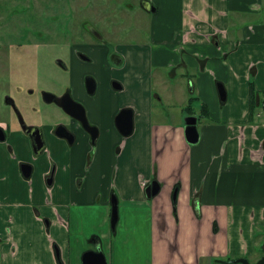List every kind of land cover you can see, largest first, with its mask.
<instances>
[{
  "label": "crops",
  "instance_id": "1",
  "mask_svg": "<svg viewBox=\"0 0 264 264\" xmlns=\"http://www.w3.org/2000/svg\"><path fill=\"white\" fill-rule=\"evenodd\" d=\"M150 1L156 11L147 41L123 48L129 69H110L124 90L101 97L108 115L133 108L129 136L93 110L101 128L93 162L86 135L81 149L57 138L61 149L50 146L36 159L26 147L0 143V264H83L98 245L107 264H240L264 255V108L255 122L249 109L251 77L264 98V0ZM82 77L75 70L78 91ZM187 115L198 116L194 144ZM22 160L34 162L40 187L21 175ZM153 179L160 190L148 197Z\"/></svg>",
  "mask_w": 264,
  "mask_h": 264
},
{
  "label": "rangeland",
  "instance_id": "2",
  "mask_svg": "<svg viewBox=\"0 0 264 264\" xmlns=\"http://www.w3.org/2000/svg\"><path fill=\"white\" fill-rule=\"evenodd\" d=\"M131 2L134 3V9L127 10L126 6ZM154 17V13L141 7L140 0H0V69H14L9 76L0 73V120L4 115L11 114L10 108L4 103L5 95L10 92L17 97L19 94L15 90V85L22 82L25 77L31 79L36 72L39 81L48 88L52 86L50 83L54 75L61 80L66 79V73L55 62V56H60L61 59L63 57L64 60L69 59L68 43L81 41L83 37L87 42H97L96 37L87 29L89 25L100 29L105 38L110 40V47L122 52L126 45L147 41L150 21ZM73 28L78 31L74 36ZM129 30L134 33L129 35ZM98 53L90 54L93 58L90 69H97L100 66L102 69L105 65L113 69L118 66L112 58H103L102 51L101 55ZM130 67L131 64L128 62L127 67L125 64L117 68ZM37 69L44 70L42 72ZM69 69H81L80 62L75 61L74 67ZM21 101L24 102L22 97ZM49 109L51 111H42L43 116H50L52 119L49 121L59 118L58 109L55 110L54 106H49ZM9 141L19 151L22 149L21 152H26L27 141L19 132H13ZM49 142L47 149L50 146L61 149L57 137L50 136ZM1 163L2 167L6 165L4 159ZM7 163L9 164L8 159ZM40 177L39 174H34L36 187H40L39 182L42 178ZM23 187L28 190L25 185ZM25 190L18 193L24 195ZM35 191L40 196L44 194L41 188ZM140 253L144 257L145 251ZM258 253L263 255L264 250H259ZM248 259L252 262L255 257L249 256ZM134 260H139L138 255Z\"/></svg>",
  "mask_w": 264,
  "mask_h": 264
},
{
  "label": "flooded vegetation",
  "instance_id": "3",
  "mask_svg": "<svg viewBox=\"0 0 264 264\" xmlns=\"http://www.w3.org/2000/svg\"><path fill=\"white\" fill-rule=\"evenodd\" d=\"M85 27V25H84ZM72 30V36H74V33H77L75 31V28ZM88 31L91 32L96 39L98 40L93 42H87L84 37L81 41H72L68 43V50L70 52L69 59L64 60L60 56H55V62L58 63V65L62 68V71H65L66 73V79L61 80L60 78L56 77L55 75L51 79V88L44 87L42 81H39V77L37 76L36 72H34L31 79L24 78L22 82H19L15 85V90L19 94L17 97H15L12 93H8V95H5L4 97V103L6 106H8L10 109L11 114L4 115L0 120V143H7V146L10 150H13V145H11L9 139L13 132L15 131H21L23 133V138L26 139V148L31 153V155L36 159L37 157L41 156L46 150H48V144L49 142V134L47 133L46 124L52 125L51 127V135L56 136L57 138H61L64 140V142L68 145L70 150L72 149H81L84 145V135L87 136L85 139L86 144L90 148V155L88 159L90 162H93L97 158V151H98V142L101 141V128L99 125L91 119V113L92 111H97L98 114H100L102 122H106V119H108V116H111V123L109 125H113L114 128L118 131L119 134L123 135L120 130L118 129V122L121 127L125 126V121H122L125 117L124 114L119 116L118 114L125 109L132 108L130 105H124L122 106L119 111H117L114 115L109 114L107 109L102 105L101 103V97L102 94L107 93L108 89H115L123 91L125 88L124 82L118 78L117 76H114L111 72L108 65L103 66L101 69V66L97 69H90V62L93 61V58L90 54H93L95 52H99L102 50V48L107 49L106 53H103V58L109 59L112 58L113 62L118 65L119 67H123L126 63V59L121 51H119L117 48H111L110 40L108 41L105 38V35L100 29H97L93 25H89L87 27ZM84 32V31H83ZM85 33V32H84ZM115 36V35H113ZM38 45V43H37ZM101 55V54H100ZM82 61H80L79 59ZM79 61L81 64V69H69L74 67L75 61ZM117 66V67H118ZM115 67V68H117ZM43 72L44 69H37ZM76 71H79L81 75L83 76V86L81 87V91L77 90L76 87L72 83V77L73 73ZM11 71H14V69H0V73H3L4 75H10L12 74ZM16 71V70H15ZM102 73L103 80H99L96 73ZM8 80V79H7ZM88 80V82H87ZM86 83L89 85V89H87ZM94 84V86L92 85ZM103 84L107 86V88H102ZM55 88L59 90H55ZM66 94L71 96L78 101L79 103L83 104L86 108V112L89 118L90 123L96 125L99 128V134L97 138H91V135L89 132H87L84 127L79 124L78 120L74 117H71L67 111L57 104L56 98L63 96ZM21 97L24 99V102L21 101ZM67 98V97H66ZM65 101H68V99H65ZM42 102V107H40V103ZM48 106V107H47ZM49 106H54V109L57 110V113L59 112V118H54L53 121H49L52 118L48 115L43 116V112H47L49 109ZM133 109V108H132ZM43 111V112H42ZM56 112V111H55ZM122 114V113H121ZM40 117V119H39ZM122 119V120H121ZM46 120V121H45ZM22 125H31V129H28L24 131L22 129ZM60 126L59 132L60 133H66V130L71 131L73 133L74 138L69 141V139L59 136L55 133L56 128ZM40 127L43 130V137L45 142V150L39 154L36 155L35 148L37 151V147L33 146V138L38 139V134H40ZM110 130V127L105 128V133L108 135V132ZM111 132V131H110ZM95 134V132H94ZM93 134V135H94ZM32 135V138L31 136ZM129 136V135H128ZM127 137V136H125ZM108 138V136H107ZM106 138V139H107ZM113 139V135L111 137ZM21 175L26 181L32 180L35 174L36 165L31 160H22L19 164ZM24 173H29V176H26ZM45 182L48 185H51L53 181L55 180V169L54 167L50 169V171L45 175L44 177ZM49 182V183H48ZM115 195V194H113ZM112 195V196H113Z\"/></svg>",
  "mask_w": 264,
  "mask_h": 264
},
{
  "label": "water",
  "instance_id": "4",
  "mask_svg": "<svg viewBox=\"0 0 264 264\" xmlns=\"http://www.w3.org/2000/svg\"><path fill=\"white\" fill-rule=\"evenodd\" d=\"M140 4H141V7L148 12L156 11V7L152 5L150 0H141ZM92 85L94 86L93 83ZM86 86H87V89H89L88 83H86ZM219 91H220L221 98L225 100L227 94L222 84H219ZM65 99H68V101H65ZM55 100L57 104L63 107L71 117H74L75 119L78 120L79 124H81L84 127V129H86L87 132L90 133L91 138L93 137L95 139L98 137L99 128L96 125L90 123L87 112H86V108L84 107L83 104L76 101L71 96V94L69 96L64 94L63 96L57 97ZM123 114L125 117L123 118V120L122 119L121 120L125 121V126L121 127L118 122V129L123 135L128 136L133 132V129H134V110L132 108L125 109L124 111L122 110L118 115L122 116ZM184 123H185V134H186L187 140L192 144L197 143L200 139V132L198 129V116L187 115L184 118ZM21 126L24 131L31 129V125L21 124ZM38 128L40 129L39 130L40 134H38V139L33 138V142H32V144L34 143L33 146L38 148L37 151L35 148L36 155L41 154L46 148L44 137H43L44 135L43 130L40 127ZM59 129H60V126L56 128L55 130V133L57 135L63 136L69 139V141L74 138V135L73 133H71V131L66 130L67 131L66 133H60ZM30 136L32 138V135ZM24 174L26 176H29V173H24ZM159 190H160L159 182L156 179H153L146 187V194L148 197H152L156 195L159 192ZM117 221H118V202H117V198L115 197V195H113L112 196V214H111L112 227H115ZM235 261L241 264H264V256H262L256 262H251L247 257H240L236 259ZM83 264H107L106 255L100 249L99 245L96 246L95 249L88 250L83 254Z\"/></svg>",
  "mask_w": 264,
  "mask_h": 264
},
{
  "label": "trees",
  "instance_id": "5",
  "mask_svg": "<svg viewBox=\"0 0 264 264\" xmlns=\"http://www.w3.org/2000/svg\"><path fill=\"white\" fill-rule=\"evenodd\" d=\"M195 98H190L188 104L186 105V109H189L192 105V100ZM264 108V98L260 91L257 89L254 78H250L249 83V109H250V120L255 122V117L259 114V112ZM220 260H231L230 257H226L225 259Z\"/></svg>",
  "mask_w": 264,
  "mask_h": 264
}]
</instances>
